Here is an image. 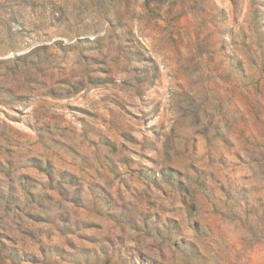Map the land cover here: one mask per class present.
<instances>
[{
	"label": "rangeland",
	"instance_id": "1",
	"mask_svg": "<svg viewBox=\"0 0 264 264\" xmlns=\"http://www.w3.org/2000/svg\"><path fill=\"white\" fill-rule=\"evenodd\" d=\"M106 16L132 30L148 81L141 57L90 43ZM38 47L41 73L2 64ZM0 88L28 96L0 104V264H264V0H0ZM164 165L187 206L168 183L139 195ZM49 178L27 205L28 181L38 194Z\"/></svg>",
	"mask_w": 264,
	"mask_h": 264
},
{
	"label": "trees",
	"instance_id": "2",
	"mask_svg": "<svg viewBox=\"0 0 264 264\" xmlns=\"http://www.w3.org/2000/svg\"><path fill=\"white\" fill-rule=\"evenodd\" d=\"M106 23H107V41L106 43L103 45L100 42V39H95L92 40V42L90 43H95L99 46V48H104L107 49L108 51H114L117 55H121L123 54L125 58H130L132 57H141L143 60V65L145 66V72H144V76L145 79L148 81V77L146 76V72L149 71L150 68H148V63H150V60L147 59L146 57H144V52L142 50V47L138 44V42H134L133 38H132V30L130 28H128L126 26V24L120 22V21H113L112 18L106 16L105 17ZM104 39V38H102ZM98 41V42H97ZM80 43V42H79ZM59 49V47H58ZM47 53V48L46 47H38L35 48L33 50H31L30 52L23 54L21 56H17L15 58H13L12 60H10V62H2V64H6V63H10V66H8V68H5L6 70H18L20 68H25V69H35L36 71H38V73H41L42 71H44V65L47 63V59L48 57H50L49 55L46 54ZM109 54H107V57H109ZM51 63L48 64V66H50ZM52 68V67H49ZM48 69V67H47ZM150 78V77H149ZM152 79V77H151ZM66 85L65 89L63 91H68L70 92L71 90H78L80 88V85L82 84V81H75V82H69V81H65L64 83ZM62 91V92H63ZM53 94V93H50ZM4 96L3 99H0V104H4L8 106H11V108H13L16 104L20 105L23 104L28 96L27 95H15L14 91L12 89H3L0 88V96ZM55 96V95H53ZM127 137H129L127 135ZM35 167L40 170L41 172L47 174L50 176L51 174V166L48 162H44L43 164H37L35 165ZM151 171V172H150ZM148 172H150V175L148 176V181L146 183V191L144 190L142 193H140L139 195H146L148 198H150V194L152 191V187L154 188H159V185H161V183H168L170 185L171 191L172 192H177L180 194L181 198H182V204L183 206H187V203L185 201V199L187 197H190L192 194V191L190 189V187L185 183L184 179H183V175L174 170L173 168H171L169 165H164L159 171L153 169V170H149ZM147 172V173H148ZM30 183L29 187L27 188V192H26V204L27 205H33L36 204L39 200L41 199H50V190H51V184H52V180L49 178L47 179V182L45 184H41L38 185L40 187V193L38 194H34L33 192H31V190L34 188V186H31V184L33 185L34 182H32L31 180L28 181ZM76 186L79 185V183H77V181L75 182ZM11 184L7 183V189L5 191L8 192V194L4 197L5 199L7 198H14V195L12 194V188L10 186ZM3 189V188H2ZM65 192V191H64ZM62 193V200L61 201H70V202H78V189L75 188L74 191L70 192H66V193ZM119 193V191H118ZM100 196H102L103 201H105V203L110 205V197L109 195L104 191V190H100V193L98 194ZM162 196L166 197L167 196V192L163 191ZM99 197V196H98ZM118 197L120 198V194H118ZM18 208L17 206H15V210H17L18 212ZM193 208V207H191ZM22 211V209L20 210ZM22 216V215H21ZM25 217L32 219L34 218V214H32L30 211L24 212ZM62 220L66 221V217H64V215H60ZM116 217L118 219H127V215H125L124 211H122L120 214L116 215ZM147 219H150V216H144L143 219V226L140 229L143 232H148L149 228V224H146L145 221ZM163 241L168 242L170 247L174 248V249H181L186 253V254H190L193 253L192 248L189 249V247L185 245V243L183 242V239H179V237H171V236H167L163 238Z\"/></svg>",
	"mask_w": 264,
	"mask_h": 264
},
{
	"label": "water",
	"instance_id": "3",
	"mask_svg": "<svg viewBox=\"0 0 264 264\" xmlns=\"http://www.w3.org/2000/svg\"><path fill=\"white\" fill-rule=\"evenodd\" d=\"M103 28L102 27H99L98 29H97V34H100V33H102L103 32ZM17 54L16 53H13V55L12 56H16Z\"/></svg>",
	"mask_w": 264,
	"mask_h": 264
}]
</instances>
